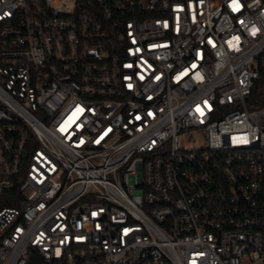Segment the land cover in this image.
Wrapping results in <instances>:
<instances>
[{
  "label": "built area",
  "instance_id": "built-area-1",
  "mask_svg": "<svg viewBox=\"0 0 264 264\" xmlns=\"http://www.w3.org/2000/svg\"><path fill=\"white\" fill-rule=\"evenodd\" d=\"M261 70L264 0H0V264H264Z\"/></svg>",
  "mask_w": 264,
  "mask_h": 264
},
{
  "label": "rangeland",
  "instance_id": "rangeland-1",
  "mask_svg": "<svg viewBox=\"0 0 264 264\" xmlns=\"http://www.w3.org/2000/svg\"><path fill=\"white\" fill-rule=\"evenodd\" d=\"M179 142L183 148H199L207 144L206 136L202 132H193L183 135L179 138Z\"/></svg>",
  "mask_w": 264,
  "mask_h": 264
},
{
  "label": "trees",
  "instance_id": "trees-1",
  "mask_svg": "<svg viewBox=\"0 0 264 264\" xmlns=\"http://www.w3.org/2000/svg\"><path fill=\"white\" fill-rule=\"evenodd\" d=\"M248 105L254 108L264 106V70H261L260 78L255 83Z\"/></svg>",
  "mask_w": 264,
  "mask_h": 264
}]
</instances>
